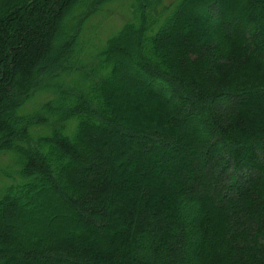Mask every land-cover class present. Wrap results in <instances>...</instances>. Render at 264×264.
I'll list each match as a JSON object with an SVG mask.
<instances>
[{
    "label": "trees",
    "instance_id": "trees-1",
    "mask_svg": "<svg viewBox=\"0 0 264 264\" xmlns=\"http://www.w3.org/2000/svg\"><path fill=\"white\" fill-rule=\"evenodd\" d=\"M2 154L0 264H264V0H0Z\"/></svg>",
    "mask_w": 264,
    "mask_h": 264
},
{
    "label": "rangeland",
    "instance_id": "rangeland-1",
    "mask_svg": "<svg viewBox=\"0 0 264 264\" xmlns=\"http://www.w3.org/2000/svg\"><path fill=\"white\" fill-rule=\"evenodd\" d=\"M124 13L118 4V2L109 3L105 5L100 11L99 14L95 15V17L91 18L89 22L86 24L85 30L82 32V38L84 40H87L89 38L94 40H104L106 37H108L110 34L115 33L120 26L125 21ZM214 23H218L216 19H214ZM123 44H121L120 47H122ZM54 55V53L52 54ZM148 92V90L137 84L136 82H127L126 80H123L120 85L117 88H114L112 92L110 93V96L113 97V100L115 98L121 97H128V101H134L135 99L140 97V94ZM37 99V98H36ZM40 99H37L36 102H39ZM12 159L9 158V156L0 155V184H1V171L6 170V165H12ZM49 189H46V192L43 194V199L40 202L39 211L44 212V209L47 206L48 202H53V197L49 191ZM20 233V232H19ZM18 233V234H19Z\"/></svg>",
    "mask_w": 264,
    "mask_h": 264
}]
</instances>
